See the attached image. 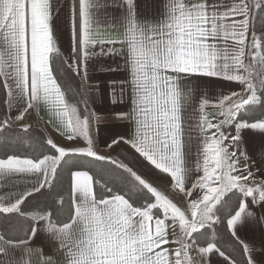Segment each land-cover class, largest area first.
<instances>
[{"label": "snow or ice", "instance_id": "obj_1", "mask_svg": "<svg viewBox=\"0 0 264 264\" xmlns=\"http://www.w3.org/2000/svg\"><path fill=\"white\" fill-rule=\"evenodd\" d=\"M109 24L120 38H100ZM103 57L122 65L101 71L127 73L107 82L117 107L103 144L131 157L97 150L101 118L80 84L69 102L75 77L87 82ZM202 78L225 83L204 92ZM39 107L58 137L31 153L0 143V187L13 189L0 196V264H26L41 233L65 264H200L208 254L264 264V227L259 241L241 236L264 225V0H0V133L28 132L25 115ZM137 166L165 174L172 195ZM37 196L52 202L30 213ZM220 224L231 251L209 239Z\"/></svg>", "mask_w": 264, "mask_h": 264}, {"label": "crops", "instance_id": "obj_2", "mask_svg": "<svg viewBox=\"0 0 264 264\" xmlns=\"http://www.w3.org/2000/svg\"><path fill=\"white\" fill-rule=\"evenodd\" d=\"M95 31H99L101 33L100 38H120L118 29H115L111 26V24L104 26L102 25L99 29ZM60 46L62 49V54L65 59L71 56V49H70V42L67 33L63 37L62 41H60ZM100 45L97 46V52L100 49ZM105 49L113 47V45H103ZM119 47V45H116ZM116 64H121L122 61L119 57H103L101 59L93 60L89 62V79L87 82L83 81V88L85 95H90L91 100L89 102L88 108L90 112L95 113L99 116L100 119V127H99V147L97 148L102 154H106L108 152V148H106L103 144L104 141L109 139V136L112 134V126L105 120V117L110 115L112 110L117 107L110 103L109 98L107 96V82L112 79L116 80H123L126 78L127 73L124 71H117V72H108V71H101L100 68L103 66L107 68L108 66L115 67ZM202 88L201 91L204 92H211L213 90L219 91L220 85H222L223 81L216 80L214 78H202L200 81ZM99 87V91L95 89ZM120 107H125L121 105ZM205 112L208 114L218 113V109L214 107H207ZM30 115L26 114L24 122L26 120H31L32 122H37L39 125H42L46 132H48L49 136L53 138L58 137V133L53 132L54 124L47 123L50 118V113L47 111L46 107H39L34 112L30 110ZM15 115V112H13ZM222 119L218 114L214 122H219ZM23 122V123H24ZM19 124V123H17ZM15 125V124H13ZM227 131H232L231 128L225 126ZM115 131H119L121 133H127L128 129L125 126H120L119 128L114 129ZM255 139L259 140V134L256 135ZM97 140V136L94 134V141ZM110 142V141H109ZM107 155V154H106ZM253 171H257L255 168ZM261 177L257 172L255 182L259 183ZM18 185L26 184L27 181L17 180L15 181ZM11 186L8 189L0 187V196H5L8 191H12ZM256 214L258 216H264V209L256 208ZM261 226H253L245 231L241 232L242 237L246 238H254L259 241L261 237ZM29 251L32 253L31 255L25 256L26 264H65L64 261V252L63 250L58 249L57 244L54 241L48 240L43 233H41L40 238L36 241V243L30 246ZM195 255V254H194ZM196 260L200 262V264H226V261L223 260L218 254H208L203 258L196 257Z\"/></svg>", "mask_w": 264, "mask_h": 264}, {"label": "trees", "instance_id": "obj_3", "mask_svg": "<svg viewBox=\"0 0 264 264\" xmlns=\"http://www.w3.org/2000/svg\"><path fill=\"white\" fill-rule=\"evenodd\" d=\"M60 63H61V59L57 58L56 65L59 66ZM77 84L81 85V88L79 89V91H82L85 94L84 88H83V81L81 80L80 77H75V82H73L72 84L73 92L68 94L70 103L73 102V97L76 94ZM0 115H2V113H0ZM30 125L32 127L30 128L28 132L21 131L19 125H16V126L12 125L11 130L5 133H0V143H3L6 139L7 143L14 145V146L15 145L20 146L21 152L31 153L34 147H39V145L43 144L44 139L46 136H48V134L46 132V129L41 127L38 123L32 122L30 123ZM110 151L113 153L114 157L117 156V154H121V153L131 157V151L128 149L127 146H124V145L117 146L114 148V150L110 149ZM120 158L123 159V155H121ZM137 170L139 171L140 174L145 175V177L148 180L162 179V180H166V182L169 181V178L165 174H160L158 170L146 173L145 169L139 166H137ZM51 202H52L51 199H48L45 196H37L31 200V203L27 207V211L30 213H35L37 211L44 210L45 208L48 207L49 204H51ZM25 223L26 221L24 219H21L19 221V224H17V226L23 225ZM0 224H3L2 217H0ZM209 239H215V241L218 242V246L221 247L222 250L226 249L228 251H231L233 247L235 246L234 238L230 237V234L225 229L223 224L216 226L215 232L210 233ZM235 255L237 259H240V253L238 251L235 253Z\"/></svg>", "mask_w": 264, "mask_h": 264}, {"label": "rangeland", "instance_id": "obj_4", "mask_svg": "<svg viewBox=\"0 0 264 264\" xmlns=\"http://www.w3.org/2000/svg\"><path fill=\"white\" fill-rule=\"evenodd\" d=\"M24 123L30 124V123H32V121L29 119V120H26ZM35 123H37V122H35ZM16 125H19V124H15V126ZM40 126L43 127L42 125H40ZM47 134H48V132H47ZM48 136H49V134H48ZM106 154L114 156L113 153L110 151V149H108V152ZM149 182L152 183L154 187H157L159 190L163 191L165 194H168L170 196L172 195L169 192V186H168V182H166V180L157 179V180H149Z\"/></svg>", "mask_w": 264, "mask_h": 264}]
</instances>
